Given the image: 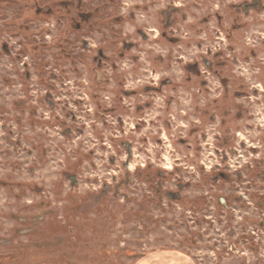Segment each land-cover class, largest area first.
<instances>
[{"label":"rangeland","instance_id":"rangeland-1","mask_svg":"<svg viewBox=\"0 0 264 264\" xmlns=\"http://www.w3.org/2000/svg\"><path fill=\"white\" fill-rule=\"evenodd\" d=\"M207 74L264 103V0H0V264H264V126L156 140Z\"/></svg>","mask_w":264,"mask_h":264},{"label":"crops","instance_id":"crops-1","mask_svg":"<svg viewBox=\"0 0 264 264\" xmlns=\"http://www.w3.org/2000/svg\"><path fill=\"white\" fill-rule=\"evenodd\" d=\"M242 63L243 62L236 63L237 67L242 68V71L236 72V75L242 76L246 81L253 80L250 64ZM223 77L221 79L222 81H220L217 75H203L202 81L205 87L203 89H200L194 84H192L189 89H185L183 86H180V84H177L178 86L176 89L170 90L171 94L163 93L159 97L160 108H156L157 113L161 116H165L173 132L170 130V133H167L169 129L163 127L162 132L159 133L156 140H174V133L179 125L188 127V125L190 126L192 123L202 124L204 120H201V116L197 114V112L201 110L200 107L204 113L208 114V122H206L205 125L210 128L214 127L217 132V134L213 136H210V134L205 135V133L200 136L202 143H206L205 145L211 143L210 147L204 146L207 152L206 158L210 160L216 159V157H212V153L217 156L220 150L219 147H215L214 143L208 142L209 140H233L234 143L241 142V140H259V137L257 138L256 136L259 132V126H264V103H258L256 100L262 95V92L255 91V88L251 91L249 89L250 94L248 99L250 100L245 99V96L240 95L238 92V94L234 95L229 89L231 87V83H229L230 79L225 76ZM177 81H180V79ZM188 83H192V80H189ZM218 86L221 88L218 89ZM163 91L167 90L165 89ZM196 98H198V101H196ZM218 102L221 103L219 107L222 108L221 114H224L225 119L222 117L220 119L219 114L211 109L210 105L213 103L218 104ZM223 103L225 104L223 105ZM241 104H243L244 107L248 106V115L243 114V107L240 106ZM228 118H231L232 124H228ZM221 121L223 122L221 125L224 126L222 132L221 129H218ZM186 122L188 124H185ZM170 135L173 136L170 137ZM193 137L195 136L193 135ZM147 139L151 140L152 138L147 137ZM180 140H183V138H180ZM195 140H198V138L196 137ZM150 261L152 262V260H149V262L144 264H151Z\"/></svg>","mask_w":264,"mask_h":264},{"label":"flooded vegetation","instance_id":"flooded-vegetation-1","mask_svg":"<svg viewBox=\"0 0 264 264\" xmlns=\"http://www.w3.org/2000/svg\"><path fill=\"white\" fill-rule=\"evenodd\" d=\"M173 11H175V7H173V6H169L166 10L163 11V19H164L163 21H164V24H166V25L168 24V22H169V17H170V15H171V13H172ZM238 143H239L240 145H242L243 142H238ZM230 149L233 150V154H236L238 147H236V146H235V147H234V146H231ZM225 150H226V149H225ZM225 150H223L224 152L222 151V153H220V155H221L222 157L226 155V151H225ZM228 159H229V158H228ZM219 200H220L221 203H223V204L225 203L224 198L221 197Z\"/></svg>","mask_w":264,"mask_h":264}]
</instances>
